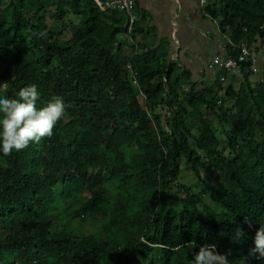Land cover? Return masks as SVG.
Here are the masks:
<instances>
[{"label": "trees", "instance_id": "16d2710c", "mask_svg": "<svg viewBox=\"0 0 264 264\" xmlns=\"http://www.w3.org/2000/svg\"><path fill=\"white\" fill-rule=\"evenodd\" d=\"M206 12L229 59L264 42V0ZM138 21L130 31L128 15L95 0H0V89L15 98L36 84L38 107L67 105L51 137L0 154V264H189L206 244L264 264L252 252L264 225V77L251 79L252 57L235 74L212 62L224 74L199 88L129 46ZM184 165L195 185L182 183Z\"/></svg>", "mask_w": 264, "mask_h": 264}, {"label": "crops", "instance_id": "0c3cea01", "mask_svg": "<svg viewBox=\"0 0 264 264\" xmlns=\"http://www.w3.org/2000/svg\"><path fill=\"white\" fill-rule=\"evenodd\" d=\"M134 1L139 26L129 46L156 51L167 64H175L186 71L191 82L199 88L211 85L224 74L212 62L217 57L228 58L229 41L221 35L218 20L206 12V7L218 0H206L204 5L201 0ZM251 51L256 69L251 79L261 80L264 77V42L259 40L253 44ZM239 79H235L237 89Z\"/></svg>", "mask_w": 264, "mask_h": 264}, {"label": "clouds", "instance_id": "9594fccd", "mask_svg": "<svg viewBox=\"0 0 264 264\" xmlns=\"http://www.w3.org/2000/svg\"><path fill=\"white\" fill-rule=\"evenodd\" d=\"M31 35L43 38L44 32H32ZM263 80V78H262ZM41 92L36 84L21 88L15 98H10L0 89V154L10 155L13 151H20L30 143H39L42 138L51 137L57 123L66 115L67 105L63 97L50 99L43 107H38ZM245 222L251 226L249 218ZM245 235L237 227L235 239ZM253 253H258V259L264 258V225L256 231ZM215 244L199 247L189 264H233L228 254L219 253ZM245 264V262H243Z\"/></svg>", "mask_w": 264, "mask_h": 264}, {"label": "built area", "instance_id": "2783aa9c", "mask_svg": "<svg viewBox=\"0 0 264 264\" xmlns=\"http://www.w3.org/2000/svg\"><path fill=\"white\" fill-rule=\"evenodd\" d=\"M206 0H201V3L206 4ZM97 5L101 10H114L118 12L125 13L129 17L130 31L134 24L137 22L138 17L135 13V1L134 0H97ZM251 58L250 52L244 48L242 56L239 58V61L234 59H225L221 61L218 57L213 60V65L224 68L230 73H238L240 63L249 61ZM253 72L256 73V69H253Z\"/></svg>", "mask_w": 264, "mask_h": 264}, {"label": "rangeland", "instance_id": "374dc122", "mask_svg": "<svg viewBox=\"0 0 264 264\" xmlns=\"http://www.w3.org/2000/svg\"><path fill=\"white\" fill-rule=\"evenodd\" d=\"M3 69H4V67L0 64V73L3 71ZM214 124L217 126L218 122L215 121ZM183 168H184L185 171H183V173L181 175L182 183L183 184H187V185H195L196 180L194 179L192 173H190L189 167L184 165ZM203 177H204L205 180H209V179L212 180L213 174H212L211 171H205V172H203ZM91 227H92L91 223L88 222V223L84 224V226L82 227V230L86 234H89L93 230V228H91Z\"/></svg>", "mask_w": 264, "mask_h": 264}]
</instances>
